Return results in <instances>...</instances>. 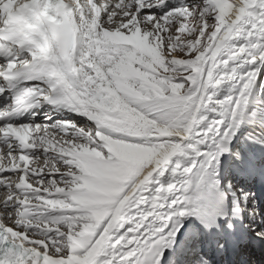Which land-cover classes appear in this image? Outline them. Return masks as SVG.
Listing matches in <instances>:
<instances>
[{"label": "snow or ice", "instance_id": "snow-or-ice-1", "mask_svg": "<svg viewBox=\"0 0 264 264\" xmlns=\"http://www.w3.org/2000/svg\"><path fill=\"white\" fill-rule=\"evenodd\" d=\"M257 247L264 0H0V264Z\"/></svg>", "mask_w": 264, "mask_h": 264}, {"label": "bare ground", "instance_id": "bare-ground-1", "mask_svg": "<svg viewBox=\"0 0 264 264\" xmlns=\"http://www.w3.org/2000/svg\"><path fill=\"white\" fill-rule=\"evenodd\" d=\"M264 257V252L261 253ZM259 251H257V249H253L252 251V259L254 261V264H264V260H262L259 256ZM262 257V256H261ZM260 258V260L258 261V259Z\"/></svg>", "mask_w": 264, "mask_h": 264}]
</instances>
